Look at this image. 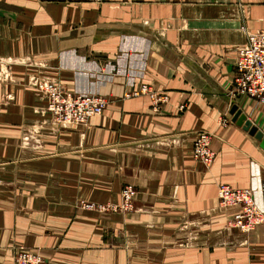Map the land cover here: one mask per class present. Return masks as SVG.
<instances>
[{
    "label": "crops",
    "instance_id": "0c3cea01",
    "mask_svg": "<svg viewBox=\"0 0 264 264\" xmlns=\"http://www.w3.org/2000/svg\"><path fill=\"white\" fill-rule=\"evenodd\" d=\"M260 30L264 0H0V264L20 248L46 264H264V224L242 232L218 198L255 188L264 206V148L228 117L238 103L264 132V104L232 93ZM43 80L109 105L57 124ZM142 85L168 102L125 97ZM202 131L209 168L193 154ZM127 184L132 211L79 207L120 205Z\"/></svg>",
    "mask_w": 264,
    "mask_h": 264
},
{
    "label": "built area",
    "instance_id": "2783aa9c",
    "mask_svg": "<svg viewBox=\"0 0 264 264\" xmlns=\"http://www.w3.org/2000/svg\"><path fill=\"white\" fill-rule=\"evenodd\" d=\"M35 87L49 98L48 111L56 119L57 124L85 125L93 116L102 114L109 105L107 96L72 93L52 80L37 82ZM232 93L264 104V30L248 32L246 45L239 49ZM144 94L150 95L154 110H159L169 100L166 92L157 91L149 85L133 88L125 97H140ZM223 122L226 124L229 120ZM213 136L210 132H199L193 143L195 159L206 168L211 167L216 156L211 148ZM137 194L136 187L127 184L122 190V204L110 205L109 208L98 204H84L82 207L93 211L109 209L110 212L119 210L129 212L135 209ZM218 198L223 207L237 210L232 224L242 232L250 233L264 224V206L257 202L255 188H233L228 184H222L218 188ZM15 260L18 264H46V259L41 253L24 248L16 251Z\"/></svg>",
    "mask_w": 264,
    "mask_h": 264
},
{
    "label": "water",
    "instance_id": "95a60500",
    "mask_svg": "<svg viewBox=\"0 0 264 264\" xmlns=\"http://www.w3.org/2000/svg\"><path fill=\"white\" fill-rule=\"evenodd\" d=\"M228 117L239 126H242L245 131L256 137L257 140L261 141L262 147L264 148V132L248 118V115L238 103L232 104Z\"/></svg>",
    "mask_w": 264,
    "mask_h": 264
},
{
    "label": "rangeland",
    "instance_id": "374dc122",
    "mask_svg": "<svg viewBox=\"0 0 264 264\" xmlns=\"http://www.w3.org/2000/svg\"><path fill=\"white\" fill-rule=\"evenodd\" d=\"M141 87V86H140ZM234 88V87H233ZM233 90V89H232ZM39 91V90H38ZM40 92V91H39ZM42 93V92H41ZM45 95V94H44ZM143 96H148V97H150V95H146V94H144ZM141 97V96H140ZM151 98V97H150ZM49 99V98H48ZM152 100V99H151ZM48 107H49V102H48V106H47V110H48ZM49 112V111H48ZM53 117V116H52ZM53 119H54V121L56 122V119L53 117ZM125 187V186H124ZM123 187V188H124ZM123 188H122V190H123ZM121 195H122V191H121ZM123 201V200H122ZM88 202H90V203H88ZM80 203V205H79V207H81V208H83L82 207V205H84V204H98V205H103V206H105V207H107V208H109V206L110 205H113V204H104V203H99V202H91V201H82V202H79ZM121 204H122V202H121ZM115 205V204H114ZM117 206V205H116ZM105 207H103L104 208V210H105ZM98 209H99V207H97ZM84 210H87V209H84ZM87 211H93L92 209H89V210H87ZM111 210H109V209H107V210H105V211H99V212H103V213H107V212H110Z\"/></svg>",
    "mask_w": 264,
    "mask_h": 264
}]
</instances>
